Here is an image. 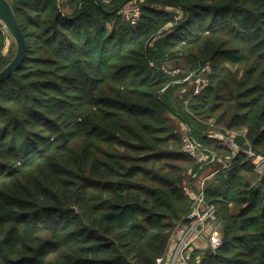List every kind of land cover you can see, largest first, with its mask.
Segmentation results:
<instances>
[{
	"label": "trees",
	"instance_id": "1",
	"mask_svg": "<svg viewBox=\"0 0 264 264\" xmlns=\"http://www.w3.org/2000/svg\"><path fill=\"white\" fill-rule=\"evenodd\" d=\"M9 2L26 48L0 80V264H158L203 168L175 121L264 151V0ZM14 52L0 22V69ZM204 193L223 241L191 264H264V173L239 151Z\"/></svg>",
	"mask_w": 264,
	"mask_h": 264
},
{
	"label": "built area",
	"instance_id": "2",
	"mask_svg": "<svg viewBox=\"0 0 264 264\" xmlns=\"http://www.w3.org/2000/svg\"><path fill=\"white\" fill-rule=\"evenodd\" d=\"M140 9L139 2L131 1L130 4L120 7L118 12L131 23H135L140 15ZM163 69L169 73L180 71L178 67L172 66H163ZM207 69H209L208 63L195 76L193 94L206 85L208 78L204 71ZM189 75H195V72H190ZM181 132L183 149L194 156L203 168L198 173L187 175L182 179L181 188L191 198V208L184 218L175 222L168 238L167 251L165 248L163 254L157 258L158 264H191L189 255L203 236L207 237L206 247L209 253L215 254L221 246L223 239L220 222L216 219L214 204L208 203L205 199L204 188L217 172L230 168L233 154L242 151L254 170L259 175L264 173V151L256 152L250 143L242 138L244 137L242 132L219 127L207 130V135L216 139L219 146L231 150L232 154L225 155L203 146L191 135L187 124L181 123ZM239 135L244 139V143L238 138ZM210 163H212L210 170L205 172V167Z\"/></svg>",
	"mask_w": 264,
	"mask_h": 264
},
{
	"label": "water",
	"instance_id": "3",
	"mask_svg": "<svg viewBox=\"0 0 264 264\" xmlns=\"http://www.w3.org/2000/svg\"><path fill=\"white\" fill-rule=\"evenodd\" d=\"M0 22L7 29L11 39L15 43L14 55L9 62L0 69V80H2L12 73L21 62L25 53L26 43L9 0H0ZM200 65L201 61H199L198 68Z\"/></svg>",
	"mask_w": 264,
	"mask_h": 264
},
{
	"label": "rangeland",
	"instance_id": "4",
	"mask_svg": "<svg viewBox=\"0 0 264 264\" xmlns=\"http://www.w3.org/2000/svg\"><path fill=\"white\" fill-rule=\"evenodd\" d=\"M10 41H11L10 38H8V39H7V42H6V45H5V47H4V52H6V51L8 50L9 45H10ZM181 67H182V69H183L184 71H187V68H186V67H184V66H182V65H181ZM182 89H183V88H182ZM182 89H181V90H182ZM172 118H173L172 120L175 121L174 117H172ZM175 122H176L178 125H180V124L182 123V122H180V121H175ZM180 127H181V125H180ZM214 128H218V127H217V126H214V125H212V124H210V123L208 122L206 130L214 129ZM206 130H205V131H206ZM206 132H207V131H206ZM213 165H214V164H213ZM215 167H217V166H215ZM210 168H211V167L206 168V169H205V172L209 171ZM205 172H204V173H205ZM206 239H207V237H206V236H203L202 239H200V243H199L198 245L194 246V248H197V250L200 251V254L203 253V251L207 249V247H206ZM166 251H167V248H166ZM192 252H193V250L191 251V253H190V255H189V258L191 257ZM198 254H199V253H198Z\"/></svg>",
	"mask_w": 264,
	"mask_h": 264
},
{
	"label": "crops",
	"instance_id": "5",
	"mask_svg": "<svg viewBox=\"0 0 264 264\" xmlns=\"http://www.w3.org/2000/svg\"><path fill=\"white\" fill-rule=\"evenodd\" d=\"M181 125V124H180Z\"/></svg>",
	"mask_w": 264,
	"mask_h": 264
}]
</instances>
